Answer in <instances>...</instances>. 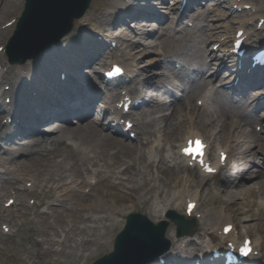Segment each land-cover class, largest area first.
<instances>
[{
  "label": "bare ground",
  "instance_id": "obj_1",
  "mask_svg": "<svg viewBox=\"0 0 264 264\" xmlns=\"http://www.w3.org/2000/svg\"><path fill=\"white\" fill-rule=\"evenodd\" d=\"M9 4H5L8 6L7 13L10 17L13 15H16L19 10V5L15 2V0H6ZM208 0H187L186 5L182 8V11L180 13L181 17H183V14H186V7L187 4H191V7L198 8L196 5H200V7H204L201 5H204L207 3ZM237 0H231L232 4L236 3ZM143 7H140V9H145L143 11V15L150 16L152 20H154V16L151 15L150 12H153V10L157 9V6L159 3L163 4V8L166 7L165 3L166 0H142ZM240 3H246L245 0H241ZM4 4H0V9H2ZM103 8L100 10V14L103 15L104 22L111 24L113 23L111 19L114 18V15L108 16V14H105L104 12H107L110 9H113L112 13H115V8L117 11L121 9L129 8V4L125 0H110V2H104ZM133 6V5H132ZM219 4H213L211 3V8H208L206 15L210 17H220L225 14L223 10H220L218 8ZM253 8H258L255 5L252 6ZM136 8V6H133V9ZM179 8V7H178ZM179 10V9H178ZM164 18L168 21L169 16L171 13H167L165 10L159 11ZM124 13V12H123ZM122 13V14H123ZM203 14L201 11L197 13V16ZM87 16V15H85ZM117 18V16H115ZM143 20V18H142ZM155 23L152 21L150 22H137L133 24L135 29H128V33L130 34H138L141 38H130L125 37L122 41V47L128 48L122 53L121 58H112L109 61H106V63H112L114 61L123 62L125 66H128L129 68L134 67V63L139 58L142 60L146 56H149L147 54H151L157 50H153L154 47H157L158 45H161L163 43L161 36H154V39L147 42L143 41V38H146L147 36L153 35L155 32ZM241 26L239 28H244L243 24H240ZM202 26L206 29V35L205 40L209 39L212 36H217L216 31L214 33L209 31H212V28H216L215 25L212 23H209L208 19H206V23H204ZM262 27L264 28V23L262 24ZM1 21H0V29H1ZM5 28V27H4ZM7 28V27H6ZM6 30V29H4ZM75 33V32H74ZM72 34L70 37H68L60 46H62V50L58 54V56L64 55L65 51L68 50L66 47L73 41L72 39L76 36L75 34ZM246 33L249 36V31H246ZM84 35L82 36V39H84ZM229 40L224 39L221 41V45H225L226 42ZM247 46H249L248 39H247ZM89 44H86L85 47H88ZM250 47V46H249ZM53 52V49H50ZM57 56V55H56ZM145 56V57H143ZM106 57V54L103 56ZM208 58H210L212 61H205V66L203 67L204 74L207 76V79L209 81V84L213 83V76L219 75V70L221 67H224L222 65V62L219 63L218 69L216 71L211 72L208 71L210 67H212V64L214 63L213 58H215V54L213 51L208 52ZM96 58L95 54L89 55L90 62ZM42 59V58H41ZM57 59V58H56ZM79 60L82 61V58L79 57ZM148 60V59H147ZM149 64L153 65L157 61H161L160 58H153L149 59ZM51 63V60H49V57H45L44 60L41 62V68L37 70L30 71L29 67H32V65H28L27 71L25 75H21V78H26L29 83V89H31L34 84L37 86H56L59 88H64V84L58 79H47L46 76V69L45 66L49 65ZM82 61L81 63H83ZM96 63V62H94ZM99 62H97L98 64ZM79 64V63H77ZM85 64V63H84ZM216 64V63H215ZM89 65H87L88 67ZM24 68V67H23ZM167 71H171V68L168 66H165ZM90 68H85V71L89 72ZM145 70V69H143ZM252 69L246 74H242L239 76V82H245L250 83L252 85H256L257 83L262 81L263 77H260V80L258 81L255 76L258 74L254 72ZM74 72V70H73ZM130 73H134L133 70H128ZM57 73V72H55ZM259 76L262 74L264 75V69L262 71L260 70ZM231 73H228L230 76ZM31 75V77H30ZM88 75V74H87ZM90 75V73H89ZM88 75V85L83 87L81 92L84 94V96L80 99V101L75 100L73 96H78L75 91L69 93L68 90H65L62 94L61 102L57 100L55 97H51V103L49 101L41 102L40 100H36L35 104L37 106L41 105L39 108V112H36L33 110L26 113L24 116L25 121L28 123L26 124L28 127H32V125H35V127L39 130V127L43 125V122L54 120V117H49L52 114L54 115H61L60 120H55L51 125L46 128V130L51 131L52 133H55L58 137L62 135L64 132H71L72 128L69 125H64L67 122H65L66 119H64L67 116L68 113H80L81 107L84 105L86 107H89L87 112L85 113L86 116L81 117L80 119H87L91 114L93 115V112H97V108H94L96 101L98 100V88L96 86V78ZM213 75V76H212ZM227 76V77H229ZM255 78V79H254ZM12 80V78H11ZM34 84H33V83ZM261 83L260 85H262ZM37 86V87H39ZM257 87V86H255ZM192 86L189 88V92L187 94V97L190 99V96L192 95ZM134 89V88H132ZM233 89V88H232ZM129 92H132L131 90ZM128 95V93H116V96L118 98V104L125 99V96ZM221 90L217 89L215 96H221ZM249 95L255 96V94L249 93ZM80 96V95H79ZM138 97H141V94H138ZM203 98V96H201ZM226 97V96H225ZM103 98V97H100ZM224 97H221L220 99H214V102L216 106H214V110L220 111L219 109H222L224 112H227V109L223 107L224 105ZM244 98V95H243ZM206 98H204V101ZM105 102H107L105 100ZM42 103V104H41ZM101 106H104V109H101L100 116L97 120H93L94 123H92L91 120L77 125L76 128H80L81 126L89 127L90 133L87 136L85 142H81L78 145H72L70 144L65 136L62 137V140L60 142L55 143L50 142V146L44 145L43 143L35 140L33 138V141H31L30 145L34 146H41L44 151H46V155H54L57 156L59 153L62 156V162L64 161H72L74 164H81L86 169L88 168V172L93 174L96 178L95 183H92L89 181L88 177L84 174H81L80 171L77 174V178L73 177L69 173H60L57 176H49L50 173H44V177L41 179V183H44L42 186H46L44 192H41L38 194L37 198H40L39 203L35 204L33 207L30 204H26L23 201H20L21 208L16 213H8V209L0 207V220L4 217L8 219L10 224H13L14 226H22L24 223L19 222V218H24L27 222L35 223L34 219H41V218H49L52 215H56L59 219L58 224L56 227L59 228V235L60 239H57L55 241H51L53 244H62L64 240H68L73 242L76 245V249L80 252L76 264H81V261H84L83 264H88L90 259H92L96 254L106 251L109 248H112V240H111V233L114 231V225L118 223V220L115 216V211L111 206H109V210H105L100 202L105 204L103 200L97 201L96 199L93 200L90 204L87 206H82L80 209L75 203H67L65 204L63 202V197L68 196L69 194H72L74 196H77L78 198L82 200H86L87 197H93L99 194H103L104 197H112L114 198L116 203L121 204V209L128 211L131 209V205H125L126 202L122 204L124 201H132L133 193L136 192V194L142 195L144 193L145 196L149 193L155 194L154 200H152L150 197H148L149 201V208L151 214H159V216H164V211L168 210L172 207V202H175L178 199H182V201H186V208L189 202H197L199 200V188L198 184L201 183V181L195 180L189 176L188 174H185L188 172L189 166L188 161L186 158L182 157L181 154H173L170 155V151L166 150V146H158L155 149L151 146L150 151H148L144 147V141H139V143L131 144L129 141L124 139H118L115 140V142L118 145V148L116 151L111 150H103L104 145L106 144V134L104 132L103 128V121L105 118L108 117V112L111 107L107 106V103L100 104ZM99 105V106H100ZM149 107L148 112L146 113L149 117V120L144 121V126L142 127V132L145 138L147 139L146 142L150 141V138L152 135L156 134L157 132H160L166 136V139L174 140L173 138L178 135V133H181L184 131L186 126V119H183L181 116L182 112L188 113V109H193L194 112L191 113V117L188 119V123L190 124V128H187V132L185 137L183 138V143L181 144V147L186 142V140L189 137L199 135V132L195 130V123H204V120H206V113L201 112L199 108L194 106L191 103H187L185 101L182 102H176V101H161L153 97V94L151 93V97H149L147 103L145 106L141 107V110L143 111L144 108ZM172 111L170 113L166 112L167 109H171ZM93 110V111H92ZM116 113L119 115H123L124 111L123 109H120L119 106L115 107ZM68 112V113H67ZM159 112L158 115L156 113ZM196 113V116H195ZM250 116H247L249 120L251 118H254V115L252 112H249ZM243 115V114H241ZM2 116L3 114L0 113V135L4 134L5 131H2V126L7 127L2 123ZM153 116V118H151ZM116 119L118 118L117 115H115ZM230 117V116H229ZM227 118V119H226ZM226 118H212L208 119L207 121L212 124L214 120H217V125H215V129L219 130L218 133V139L220 143L222 144H229L226 139L228 136V132L234 136V141L236 143V146L238 147V152L240 154L238 158V166L241 164L247 165L248 162L245 160H251L254 152H256L254 147V142L256 143L260 142L258 146L259 150L263 147L264 143L260 140V137L257 136L254 132L249 133L250 131L242 128V122L243 120H235V121H229L228 117ZM40 120L41 122H38ZM198 120V121H197ZM246 120V119H244ZM152 126V127H151ZM228 126H230V129H228ZM233 127L237 128V132H233ZM39 132L34 131L30 132L31 136L32 133ZM49 134H45L43 137L48 136ZM161 136V135H160ZM70 139V138H69ZM161 139H159L160 141ZM124 141V142H123ZM153 141V140H152ZM251 141V142H250ZM160 143V142H159ZM26 145V144H25ZM258 145V144H257ZM229 150V148H224L222 146H219V150ZM11 151L9 149H3L0 146V190H3L5 192L9 189L10 184V174H14V177L17 179L22 177V173H24V166L25 164L23 162L19 161L20 165H12V157H11ZM26 154V153H25ZM32 154H38V150L34 148V150L31 151V153L25 155L24 157H30ZM220 156L218 155V159L215 160L216 166L220 164ZM75 160V161H74ZM76 162V163H75ZM102 162V163H101ZM87 165V166H86ZM91 165V166H90ZM20 166V167H19ZM235 167H237L235 165ZM241 168H238V172H240ZM157 170V171H154ZM202 170V169H200ZM151 173V177L148 178ZM202 174H204L202 172ZM187 176V177H186ZM259 173L256 174L255 177H258ZM32 178H25V181L31 182ZM240 181V179H239ZM227 182L234 183L235 181L228 178ZM129 184V185H128ZM203 184V183H202ZM87 186H90V190L86 192L85 188ZM123 189H119V187ZM250 186V185H248ZM259 190L254 189H248L245 187V195L244 199H250L251 203L249 204V208L245 211V214L248 218H254V205L259 209L256 211L257 220L256 224L259 225L263 222V209H264V180L258 181ZM179 187V188H178ZM28 188V187H26ZM24 187V189L26 190ZM176 188H178L176 190ZM194 189V190H193ZM146 190V192H142ZM204 190L207 191L206 188ZM225 193L228 191H232V189H223ZM9 192V191H8ZM26 192H32L31 188H29ZM13 196V195H12ZM252 197H260L259 203H253ZM103 198V197H102ZM55 202H57L55 204ZM147 202V198H145L142 203L145 204ZM79 204V203H77ZM222 204H227V207L220 206L216 208L217 206L221 205L218 203H214V206H211L212 209H216L213 211V213H208L202 211L200 215V220L202 221V225H204V228L201 227L203 231H205L204 234L191 237V236H184V237H176L175 230L171 229L169 232V237L172 240L171 245V251L173 253L167 254L168 255H175V257L179 258L180 260L183 259H196L197 255H202L203 257L208 254H212V252L218 248H221L224 250V246L222 244L223 236L225 234L223 233V228L226 224L232 223L233 214L228 213L226 210L230 208V200L226 199L223 201ZM113 206V205H112ZM41 207H45L44 209H41ZM106 207V206H104ZM111 207V208H110ZM81 211V212H80ZM194 211H197L195 209ZM193 211V212H194ZM91 212V213H90ZM99 212H104L105 214H99ZM80 214V215H79ZM186 214V213H185ZM34 215V219L30 216ZM191 216L194 217V214L191 213ZM75 218H80L81 221L84 218V222H87L85 226L81 227V222L75 221ZM9 225V224H8ZM206 225V226H205ZM247 226V225H244ZM62 227L64 228V231H68L67 233H64L60 229ZM106 229V231H104ZM102 238V239H100ZM51 240V239H50ZM254 245L259 250L260 249V243L258 240L254 241ZM56 250L57 249H53ZM164 256V257H166ZM202 257V258H203ZM201 258V259H202ZM255 260H257L256 257H254ZM52 261L45 257V259L42 261V264H51ZM34 264V263H29ZM168 264H173L172 260L168 259ZM204 264H210L208 262H205Z\"/></svg>",
  "mask_w": 264,
  "mask_h": 264
},
{
  "label": "rangeland",
  "instance_id": "obj_2",
  "mask_svg": "<svg viewBox=\"0 0 264 264\" xmlns=\"http://www.w3.org/2000/svg\"><path fill=\"white\" fill-rule=\"evenodd\" d=\"M21 2L20 6H21V11L23 10V7H24V2L25 0H19ZM171 0H169V3H170ZM104 2H110V0H93L92 1V5H91V9L89 10L88 13H90V21H92L93 24L95 25H105L104 24V21L101 18H99V9L105 7L103 6V3ZM9 4L6 0H0V4H4L3 8L0 9V21L1 23L4 22L5 20H7L10 15L9 14H6L7 12V7L5 4ZM168 1H167V4H169ZM169 8V6H168ZM168 8H165L164 10L167 12L169 9ZM21 11L19 12L18 16L21 14ZM155 32L153 33V35H150V36H147L146 38H143L142 37V40L143 41H151L154 39V36L157 35V36H161V39H165L164 38V32L168 29V27L170 26L171 22L170 21H167L166 19H161L159 23H155ZM106 26V25H105ZM15 25L13 26V28L11 29L10 27V30L8 33H5L3 34V39L1 40L0 39V42L1 44L2 43H5L9 36L11 35L13 29H14ZM113 28V26H112ZM200 28V27H199ZM128 29H135L133 28L132 26H126V31L128 33ZM111 31V30H110ZM109 31V32H110ZM108 32V31H107ZM204 34L201 33V30L197 29V30H193L191 31V36L188 40L186 41H183V42H180L179 40H177L176 38L175 39H171V40H164L165 42H167L166 45L164 44H161L157 47H154L153 50H157V52H153L151 53L149 56L150 57H155V56H159L158 54V51L160 50L161 53H167L169 55V57H172V56H177V54H183V58L186 59L189 63H192L195 67H197V69L200 67V63L202 65H204V61L205 59L201 57V55L204 54L205 50H207V41H200L198 40L196 37L198 35L202 36ZM185 35V33H178L176 34L177 37H183ZM126 36H129V33L128 35ZM134 38H141L138 34H132L130 38L133 39ZM190 40V41H189ZM189 41V42H188ZM206 45V46H205ZM128 48H125V50H127ZM148 57V56H147ZM162 58V57H160ZM6 56L4 55V57H0V61L1 62H6ZM166 60H164L163 62V65H166ZM86 74L90 75L89 76H92L94 78H96V82L99 81V77L97 76V74L92 71L89 70V72L87 71H84ZM152 73V70H149V73ZM154 72V71H153ZM228 72V71H227ZM13 74H14V71H13ZM225 74V73H224ZM222 76V75H221ZM181 78V76H180ZM186 79L187 81L188 80V76H186ZM232 79V77H231ZM229 89H226L223 90L225 94H229ZM197 94L194 95V98L193 100H195ZM165 98V97H164ZM243 108H244V105H243ZM149 110V107L147 106L146 108H144V110H139V113L143 114V116L145 117V120H149V117L146 113L148 112ZM172 108L171 109H167L166 112H171ZM246 110H249L248 109V106H246ZM186 113V112H184ZM192 112H190L191 114ZM259 114V116H261L262 114H264V106H261L259 108V111L257 112ZM159 112L156 113V115H158ZM189 114V115H190ZM181 116L183 117V119H186V126H185V129L183 131V134H185L187 132V128H188V119L189 117H187L186 115H183V113H181ZM151 118H153V116H151ZM235 119V118H234ZM208 120V119H207ZM204 121V126L203 124H199L198 122L196 123L195 127L200 130L202 129L204 131V133L207 135V136H210L212 137L213 134V128L215 125H216V122H214V126H212L210 124V122L208 121ZM87 120H82L81 123H84L86 122ZM198 121V120H197ZM93 123V122H92ZM47 126L49 124H46ZM69 125L70 127H72V131L69 132L71 134H74L76 137H80V138H83L84 141L86 140L87 136L86 135V132L87 133H90V130H89V127L87 128H79L77 129L76 126H77V122H75V120H73V122H69ZM152 127V126H151ZM76 128V129H74ZM212 128V130H211ZM245 129H247L248 131L251 130L249 129V125H245L244 126ZM238 131V130H237ZM66 136L67 132H63L60 139L62 138V136ZM179 134V133H178ZM182 134V135H183ZM56 135V134H55ZM111 137H113L111 140H106V144L104 145L103 147V150H107L108 148H110V146H115L116 143H115V140L114 139H117L115 136L111 135ZM57 137V136H55ZM36 140H38L37 138H35ZM133 144H135V142H132ZM164 143L166 144V142L164 141ZM38 146L37 145V149H38ZM15 148V156H16V159H20V155H18V152H20L22 150V152L26 153V154H29L31 153V149H20V145H18L17 143L13 146ZM60 160V157H58L57 160H52V161H49L47 159V156H42V154H32L30 157H25V158H21L20 159V162H23L25 164L24 166V171L26 173H29V172H35V173H38L40 177L43 176L44 173H50L49 176H53V175H56L58 176V174L62 173L64 171V173H73V172H76V170H74L73 168V165L71 163V161H64L63 163H61V161H58ZM18 161V160H17ZM74 167L76 169H80V167L78 165H74ZM253 170H256L255 172H258L260 171V173H262L261 178L264 179V164H262L261 166H255L254 168H252V173L249 174V177H253V173L254 171ZM194 170H190V172L193 173ZM225 174H227V172H225ZM255 174V173H254ZM37 175V174H36ZM258 177H254V180H256ZM221 180L222 179H219V182H217V185H221ZM253 178H250L248 180H246L244 183L240 184L238 186L237 189L233 190L232 191H228L227 193H225L223 191L224 188H220L219 186V190H212L210 191V195H207L205 190L202 194V198H201V201H202V206H201V209L203 207H205V205H209V206H214V203H218V204H221L224 200L228 199L230 200V207L233 208V212L236 213L238 216V220H246L247 221L245 222L247 225L248 224H254L255 220H249L248 217L246 216L245 214V211L247 209L246 207V201H249V199L245 200L244 199V195H245V188H244V185H247L246 188H248L249 190L253 188V186H248V184H250L252 182ZM253 180V181H254ZM19 185L22 186L23 185V181L22 182H19ZM198 188L201 189L203 186H202V183H199L198 185ZM40 186H38L37 188H39ZM227 189H231V188H227ZM104 195L101 193L99 195H96L94 196L96 199L98 198H101L103 199V202L107 201V203L110 205V202H114V199L113 198H110V197H103ZM103 197V198H102ZM255 198V197H254ZM77 201L79 199H76ZM106 203V202H105ZM128 204H133V203H128ZM111 206V205H110ZM137 209H135V211H140V212H144L146 213L145 211H148V208L142 204H138L137 205ZM220 206V205H219ZM219 206H217L216 208H218ZM255 210H258L257 207H254ZM242 211V212H241ZM147 214V213H146ZM149 215V214H147ZM150 216V215H149ZM32 218V217H31ZM150 218L154 221H157L156 218L154 217H151ZM263 219H264V216H263ZM53 218H48L47 220H39V219H35V223H29L27 224V226H23L20 230H18V232L15 234V236L13 237L14 239V242H9L8 244V252H15V259H20L23 257V254L22 252L24 251L23 249V246H31V241H33L35 238L37 239H40V237H45L47 238L48 235H50L51 237H54V232H55V228H52L51 226L48 225V223L50 221H52ZM264 222V221H263ZM121 225H119V228L112 234V237H115V235L120 231ZM251 233L252 235H254L255 237H260V232L259 231H264V224L261 223L260 226H258V229H257V226H252L251 228ZM15 237L16 239H20L21 241H23L24 243L19 245L18 242L15 241ZM72 249H67V254L69 257H65L64 255L60 258L61 260H64L65 261V264H72ZM25 254L27 255L28 252H25ZM63 254H66L65 251H63ZM98 257V256H97ZM95 257V258H97ZM13 258V257H12ZM0 259H1V256H0ZM14 259V258H13ZM12 263V262H11ZM10 263V264H11ZM0 264H1V261H0Z\"/></svg>",
  "mask_w": 264,
  "mask_h": 264
},
{
  "label": "water",
  "instance_id": "obj_3",
  "mask_svg": "<svg viewBox=\"0 0 264 264\" xmlns=\"http://www.w3.org/2000/svg\"><path fill=\"white\" fill-rule=\"evenodd\" d=\"M60 1H61V3H63L65 0H60ZM83 1L84 0H72L71 4H70V7H71L70 10H72V11L77 10V8L82 4ZM39 3H43L41 5L39 11L43 12L46 15V17L52 15V13H54L58 9V7H56V6L55 7L51 6L50 0H32L31 1V9H33L34 7L39 5ZM52 16H55V15H52ZM12 45H13V42H12ZM40 45H41V47H38L36 50H39L40 48L44 47L43 42H41ZM34 53H35V50H33V54ZM28 55H31V52H29ZM131 228H132V226H129L127 228V230L124 232V234L128 233L131 235L133 233ZM153 242H154L153 240H148L147 244L154 245Z\"/></svg>",
  "mask_w": 264,
  "mask_h": 264
},
{
  "label": "snow or ice",
  "instance_id": "obj_4",
  "mask_svg": "<svg viewBox=\"0 0 264 264\" xmlns=\"http://www.w3.org/2000/svg\"><path fill=\"white\" fill-rule=\"evenodd\" d=\"M115 71L120 72V71H122V69L117 67L115 69ZM189 144H190V146L184 150L186 154H189V155H191V154L203 155V151H202L203 143L201 141H199V140L190 141ZM191 145H194V146H191ZM211 170L212 169L209 168V171H211ZM248 251H250V249Z\"/></svg>",
  "mask_w": 264,
  "mask_h": 264
}]
</instances>
